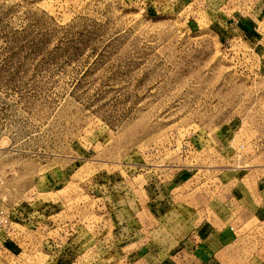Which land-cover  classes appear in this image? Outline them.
<instances>
[{"label": "rangeland", "instance_id": "rangeland-1", "mask_svg": "<svg viewBox=\"0 0 264 264\" xmlns=\"http://www.w3.org/2000/svg\"><path fill=\"white\" fill-rule=\"evenodd\" d=\"M162 1L0 0V264H166L221 220L212 264H264V0Z\"/></svg>", "mask_w": 264, "mask_h": 264}, {"label": "crops", "instance_id": "crops-1", "mask_svg": "<svg viewBox=\"0 0 264 264\" xmlns=\"http://www.w3.org/2000/svg\"><path fill=\"white\" fill-rule=\"evenodd\" d=\"M175 1L177 0L162 1L159 4H161V8H166L169 7V2L173 3ZM223 1L229 4L231 0ZM248 2H250V0H240L239 4L243 5L244 3L247 4ZM263 5V3L257 2V5H254V9L252 10L253 13H249L247 15L239 12L240 16H242V18L239 17V22L241 26H243V30L240 31V34L243 35L248 31L251 32L252 35H254L256 29V18L260 17V15L262 14L264 9V7H262ZM263 194L264 193L261 189H255L253 190L251 198L254 202L256 200L259 203L260 198L263 197ZM42 210L45 211V209ZM152 210L156 213L157 211L159 212V210L155 209L154 206ZM27 215L30 218L31 214L27 213ZM18 220H20L18 224L21 225V221L23 219L19 217ZM219 222H221L220 226H217V224H213L208 221H204L199 224H185L177 232L176 237L172 238L169 242L171 246L168 247L166 251L167 253H169L168 263L166 262V264H212L214 259L218 256L220 249L223 248L227 243V239L225 240V238L229 236V228L231 229V227L228 226L227 222L224 223L222 222V220ZM18 233L19 228L17 229L16 234ZM218 244H220L219 248L216 246ZM11 247L15 249L16 245L12 244Z\"/></svg>", "mask_w": 264, "mask_h": 264}, {"label": "built area", "instance_id": "built-area-1", "mask_svg": "<svg viewBox=\"0 0 264 264\" xmlns=\"http://www.w3.org/2000/svg\"><path fill=\"white\" fill-rule=\"evenodd\" d=\"M21 207H6L3 203V200L0 196V233H5L11 236V241L15 243L14 237L11 235L12 233L16 234L18 227L15 225L18 224L17 219L21 216L20 213ZM17 243H15L16 245Z\"/></svg>", "mask_w": 264, "mask_h": 264}]
</instances>
